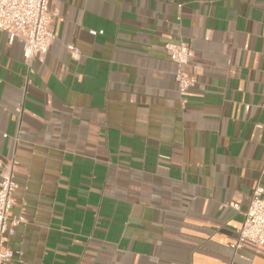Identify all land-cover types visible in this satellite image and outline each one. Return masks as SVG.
<instances>
[{
    "label": "crops",
    "instance_id": "1",
    "mask_svg": "<svg viewBox=\"0 0 264 264\" xmlns=\"http://www.w3.org/2000/svg\"><path fill=\"white\" fill-rule=\"evenodd\" d=\"M47 11L56 40L42 63L0 32L9 264H264V246L231 248L264 190V0ZM178 42L192 51L186 96L163 50Z\"/></svg>",
    "mask_w": 264,
    "mask_h": 264
},
{
    "label": "built area",
    "instance_id": "2",
    "mask_svg": "<svg viewBox=\"0 0 264 264\" xmlns=\"http://www.w3.org/2000/svg\"><path fill=\"white\" fill-rule=\"evenodd\" d=\"M49 0H0V32L4 33L9 43L18 40L22 43L24 62L28 67L34 61L42 63L51 45L56 40L53 31V19L48 14ZM72 59L79 57V51L67 46ZM167 58L176 66L174 81L179 95L186 96L196 84L194 76L185 70L192 58L189 45L167 43L163 46ZM31 72V70H28ZM185 100H182V104ZM5 137V135H3ZM0 173V264H9L14 254L5 246L4 235L11 233V227L17 221H9V213L13 207L14 167ZM1 169V163H0ZM233 209L237 210L236 203ZM244 242L264 246V190L257 186L244 213V221L232 243L233 250L240 249Z\"/></svg>",
    "mask_w": 264,
    "mask_h": 264
}]
</instances>
